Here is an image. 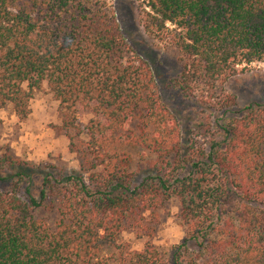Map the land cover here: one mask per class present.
I'll return each mask as SVG.
<instances>
[{"label":"trees","instance_id":"1","mask_svg":"<svg viewBox=\"0 0 264 264\" xmlns=\"http://www.w3.org/2000/svg\"><path fill=\"white\" fill-rule=\"evenodd\" d=\"M140 16L148 34L169 36L186 98L264 63V0H147ZM44 84L84 165H36L0 147V264H96L127 231L152 238L145 214L155 221L170 199L182 243L171 256L124 249L117 264H264V104L208 103L223 116L204 126L207 145L188 146L108 0H0V111L25 120ZM78 108L95 119L75 143ZM132 148L155 157L140 182Z\"/></svg>","mask_w":264,"mask_h":264},{"label":"rangeland","instance_id":"2","mask_svg":"<svg viewBox=\"0 0 264 264\" xmlns=\"http://www.w3.org/2000/svg\"><path fill=\"white\" fill-rule=\"evenodd\" d=\"M108 1L114 9L124 39L151 68L161 100L181 123L184 141L188 146L194 141L207 145L209 135L204 126L206 123L215 124L223 116L217 110H212L208 103L214 104L219 97L231 94L237 100V111L252 104H264V63L239 67L235 76L218 83L209 94L199 90L195 97L186 98L182 92L173 88L172 82L180 73L181 66L177 52L169 42V36L148 34L143 28L140 8L147 0ZM66 114L65 108L55 100L44 84L34 93L30 102V114L25 120L17 117L12 105L0 111V147H9L14 157L21 161L36 165H61L69 171H80L84 159L71 152L69 138L61 129ZM94 119L91 112L78 108L77 129L69 132L75 138V143L86 140L83 129ZM127 151L133 158L132 171L137 175V182H140L150 173V164L155 157L140 148ZM180 214L179 202L170 199L158 212L155 221L151 220L148 213L145 214V222L154 227L152 238H139L134 231H127L118 240L120 249L110 250L96 264H117L120 251L127 249L142 252L147 243L154 245L166 256H171L174 248L185 238ZM50 218L52 221L55 219L54 216ZM192 251H196V246L191 244L190 252Z\"/></svg>","mask_w":264,"mask_h":264}]
</instances>
